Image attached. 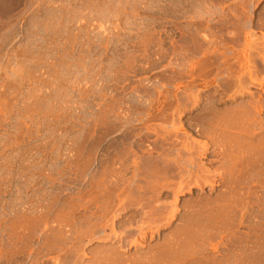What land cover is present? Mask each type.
Listing matches in <instances>:
<instances>
[{
  "label": "rangeland",
  "instance_id": "rangeland-1",
  "mask_svg": "<svg viewBox=\"0 0 264 264\" xmlns=\"http://www.w3.org/2000/svg\"><path fill=\"white\" fill-rule=\"evenodd\" d=\"M97 263L264 264V0H0V264Z\"/></svg>",
  "mask_w": 264,
  "mask_h": 264
},
{
  "label": "bare ground",
  "instance_id": "bare-ground-1",
  "mask_svg": "<svg viewBox=\"0 0 264 264\" xmlns=\"http://www.w3.org/2000/svg\"><path fill=\"white\" fill-rule=\"evenodd\" d=\"M198 169H199V168H198ZM180 178H181V176H180ZM185 178H186V177H185ZM186 179H187V178H186ZM193 180H194V179H193ZM165 184H166V183H165ZM153 185H154V184H153ZM162 185H164V184H162ZM175 185H176V183H175ZM162 187L164 188V186H162ZM170 187H171V186H170ZM186 187H188V186H186ZM166 188H167V187H166ZM175 188H176V187H175ZM183 188H185V186H184ZM172 190H175L174 192H175V195L177 196L178 193L176 192V189H172ZM180 192L182 193V190H180ZM159 193H160V192H159ZM159 193H157V194L159 195ZM160 194H161V193H160ZM175 195H174V196H175ZM150 197H151V196H150ZM156 197H157V195H156ZM156 197H155V200H157ZM158 198H160V195H159ZM150 201H151V200H150ZM157 201L159 202V199H158ZM175 201H176V200H175ZM175 201H174V202H175ZM151 202H153V201H151ZM151 202H149V200H148V203H149V204H150ZM169 202H171V201H169ZM148 203H147V204H148ZM176 203H177V202H176ZM176 203H175V204H176ZM141 204H142V203H141ZM145 204H146V203H144V205H145ZM147 204H146V205H147ZM151 204H152V203H151ZM160 204H161V203H160ZM164 204H165V203H164ZM172 204H174V203H172ZM175 204L173 205L174 208L171 209V210L169 211V214H170V215H171V213H172L171 216H175L176 214H178V213L176 212V211L178 210V209H176V208H178V205H177V207H176ZM155 205H156V204H155ZM147 206H149V205H147ZM151 206L153 207L154 205H151ZM162 206H163V205H162ZM168 206H169V205H168ZM142 207H143L142 209H144V206H143V205H142ZM145 207H146V206H145ZM157 207L159 208L160 206H157ZM171 207H172V205H171ZM194 207H195V206H194ZM153 208H154V207H153ZM153 208H152V210H154V211L152 212V210H151V208H150V212H152V214L156 216V214H158V212H159L163 207H162L160 210L158 209L159 211H157V209H155V208L153 209ZM155 210L157 211V213L155 212ZM145 211H146V210H145ZM161 211H162V210H161ZM161 211H160V212H161ZM160 212H159V213H160ZM154 213H155V214H154ZM165 213H166V212H165ZM138 214H139V213H138ZM148 214H149V213H148ZM161 214H162V213H161ZM194 214H195V213H194ZM150 215H151V214H150ZM141 216H142V215H141ZM145 216H146V215H145ZM138 217H139V216H138ZM149 217L151 218V217H153V216H149ZM159 217H160V216H159ZM176 217H177V215H176ZM153 218H154V217H153ZM161 218H162V217H161ZM161 218H160V219H161ZM154 219H158V218H154ZM160 219H159V220H160ZM168 219H169V218H168ZM159 220H158V221H159ZM126 221H127V220H126ZM157 223H158V222H157ZM159 223H160V222H159ZM167 223H168V222H167ZM128 224H129V223H128ZM109 225H110V224H109ZM193 225H194V224H193ZM188 226H189V225H188ZM179 227H180V226H179ZM179 227H178V228H179ZM181 227H182V226H181ZM183 227H184V226H183ZM112 228H114V225L112 226ZM157 228H158V227H157ZM157 228H156V230H157ZM160 228H161V227H160ZM184 228H185V227H184ZM126 229H127V228H126ZM131 229H132V228H131ZM140 229L143 230L142 228H140ZM140 229H139V231L143 233L144 230L141 231ZM151 229H152V228H151ZM182 229H183V228H182ZM151 231L153 232V230H151ZM154 231H155V230H154ZM126 232H127V231H126ZM126 232H125V233H126ZM144 232H145V231H144ZM156 232H157V231H156ZM125 233H124V234H125ZM153 233H154V232H153ZM178 233H179V232H178ZM140 234H141V233H140ZM144 234L146 235V233H144ZM144 234H142L143 237H145ZM115 235H116V234H115ZM115 235H114V236H115ZM142 235H141V237H142ZM119 236H120V235H119ZM181 236H182V235H181ZM120 237H121V236H120ZM120 237H119V239H120ZM108 238H109V237H108ZM174 238H175V237H174ZM178 238H179V237H178ZM103 239H104V237H103ZM105 239H106V238H105ZM116 239H117V238H116ZM119 239H118V240H119ZM121 239H122V238H121ZM124 239H125V238H124ZM111 240H112V238H111ZM124 242H125V241H124ZM169 242H170V241H169ZM180 242H181V241H180ZM119 243H121V240H120ZM137 243H138V242H137ZM166 243H167V242H166ZM121 244H122V243H121ZM121 244H120V245H121ZM170 244H171V243H170ZM172 245H173V243H172ZM174 245H175V244H174ZM181 245H182V244H181ZM121 246H122V245H121ZM121 246H120V249H121ZM122 248H123V247H122ZM161 248H162V247H161ZM172 248H173V247H172ZM117 249H118V246H117ZM167 249H168V248H167ZM115 250H116V249H115ZM121 250H123V249H121ZM118 251H119V250H117V252H118ZM113 252H114V251H113ZM113 252H111V254H113ZM120 252H121V251H120ZM162 252H163V251H162ZM172 252H173V251H172ZM114 253H115V252H114ZM111 254H110L109 256H111ZM118 254H119V253H118ZM151 254H152V253H151ZM159 254H160V253H159ZM81 255H82V254H81ZM115 255H116V253H115ZM121 255H122V254H121ZM121 255H120V256H121ZM125 255H126V254H125ZM112 256H114V255H112ZM102 257H103V256H102ZM116 257H118V256H116ZM123 257H124V255H123ZM157 257H158V256H157ZM104 258H105V257H104ZM107 258H108V257H107ZM109 258H110V257H109ZM120 258H121V257H120ZM117 259H118V258H117ZM121 259H122V258H121ZM123 259H124V258H123ZM151 259H152V258H151ZM106 260H107V259H106ZM118 260H119V259H118ZM124 260H125V259H124ZM82 261H83V260H82ZM133 261H134V260H133ZM120 262H121V260H120ZM149 262H150V261H149ZM121 263H122V262H121ZM141 263H142V262H141ZM152 263H153V262H152ZM97 264H98V263H97Z\"/></svg>",
  "mask_w": 264,
  "mask_h": 264
}]
</instances>
